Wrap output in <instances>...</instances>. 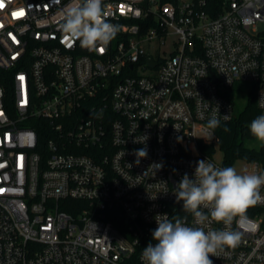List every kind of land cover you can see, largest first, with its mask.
<instances>
[{
  "label": "built area",
  "instance_id": "built-area-1",
  "mask_svg": "<svg viewBox=\"0 0 264 264\" xmlns=\"http://www.w3.org/2000/svg\"><path fill=\"white\" fill-rule=\"evenodd\" d=\"M78 2L0 0V264H144L160 215L195 226L176 202L184 174L227 167L206 125L235 116L228 90L264 97V0H103L120 31L94 51L59 28ZM260 195L227 229L202 226L241 236L213 264H264Z\"/></svg>",
  "mask_w": 264,
  "mask_h": 264
},
{
  "label": "clouds",
  "instance_id": "clouds-1",
  "mask_svg": "<svg viewBox=\"0 0 264 264\" xmlns=\"http://www.w3.org/2000/svg\"><path fill=\"white\" fill-rule=\"evenodd\" d=\"M103 0H80L69 7L62 15L59 28L73 42L79 41L83 49L90 51L107 46L120 31L118 24L105 19ZM264 108V97L260 100ZM228 115H224L227 120ZM220 120L214 112L207 122V129L215 130ZM250 133L264 143V114L253 119L249 125ZM224 131L230 129L225 126ZM214 135L209 133L210 138ZM136 163L147 156L146 148L137 149ZM161 167V165H156ZM264 186V174H239L235 167H216L207 160H199L193 176L186 173L176 185V202H183V210L194 218L189 226L187 217L160 215L156 219L157 228L152 231L155 243H149L141 255L144 264H213L215 257L225 248H235L241 240L236 231L209 230L203 225L214 221L226 226L235 218L243 216L247 208L255 205L262 197L260 189ZM208 209L205 214L201 209Z\"/></svg>",
  "mask_w": 264,
  "mask_h": 264
},
{
  "label": "trees",
  "instance_id": "trees-1",
  "mask_svg": "<svg viewBox=\"0 0 264 264\" xmlns=\"http://www.w3.org/2000/svg\"><path fill=\"white\" fill-rule=\"evenodd\" d=\"M217 4L223 0H211ZM257 85L237 82L227 95L233 101L235 107V116L228 122L220 123L215 129L218 135V145L224 155V165L231 166L236 160L244 159L246 161H257L262 168L261 174H264V143L256 144L258 140L250 133L249 125L253 119L262 114L257 105L256 98ZM246 95L245 104L239 106V97ZM227 126L230 131L225 132ZM209 153H215L214 147L208 149Z\"/></svg>",
  "mask_w": 264,
  "mask_h": 264
},
{
  "label": "rangeland",
  "instance_id": "rangeland-1",
  "mask_svg": "<svg viewBox=\"0 0 264 264\" xmlns=\"http://www.w3.org/2000/svg\"><path fill=\"white\" fill-rule=\"evenodd\" d=\"M172 39H173V37L169 38V40H167L165 44H162L157 39L154 40L153 41L154 49L152 51L153 55H155L157 57L159 54L163 53V49L171 50L173 47ZM150 72H154V71L152 69H148V68L143 70V73L148 74ZM238 101H239L238 102L239 106L242 107L246 102V95L244 94V95L240 96ZM260 143H261L260 141L256 142L257 145ZM214 156H215L216 160L223 163L225 157H224L223 152L220 149L218 144L215 145ZM253 165H254L253 161H246L244 159H238L231 165V167H235L239 174H250L253 172Z\"/></svg>",
  "mask_w": 264,
  "mask_h": 264
},
{
  "label": "water",
  "instance_id": "water-1",
  "mask_svg": "<svg viewBox=\"0 0 264 264\" xmlns=\"http://www.w3.org/2000/svg\"><path fill=\"white\" fill-rule=\"evenodd\" d=\"M148 63H149V65H151L152 67L155 65V62L153 61V58H149V60H148Z\"/></svg>",
  "mask_w": 264,
  "mask_h": 264
},
{
  "label": "snow or ice",
  "instance_id": "snow-or-ice-1",
  "mask_svg": "<svg viewBox=\"0 0 264 264\" xmlns=\"http://www.w3.org/2000/svg\"><path fill=\"white\" fill-rule=\"evenodd\" d=\"M22 14V13H21ZM14 15H16V14H14ZM103 49H101V51H102Z\"/></svg>",
  "mask_w": 264,
  "mask_h": 264
}]
</instances>
